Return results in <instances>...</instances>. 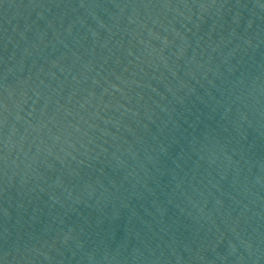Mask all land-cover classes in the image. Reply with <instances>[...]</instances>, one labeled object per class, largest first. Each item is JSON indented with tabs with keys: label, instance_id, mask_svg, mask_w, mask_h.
<instances>
[{
	"label": "water",
	"instance_id": "obj_1",
	"mask_svg": "<svg viewBox=\"0 0 264 264\" xmlns=\"http://www.w3.org/2000/svg\"><path fill=\"white\" fill-rule=\"evenodd\" d=\"M42 0H0V35Z\"/></svg>",
	"mask_w": 264,
	"mask_h": 264
}]
</instances>
